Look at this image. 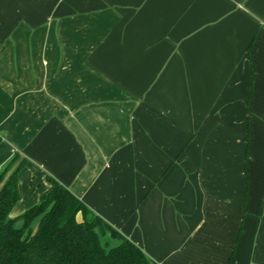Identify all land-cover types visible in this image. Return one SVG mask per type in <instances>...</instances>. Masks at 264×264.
Returning a JSON list of instances; mask_svg holds the SVG:
<instances>
[{"label": "crops", "instance_id": "obj_1", "mask_svg": "<svg viewBox=\"0 0 264 264\" xmlns=\"http://www.w3.org/2000/svg\"><path fill=\"white\" fill-rule=\"evenodd\" d=\"M0 139L12 218L50 177L156 264H264V0H0Z\"/></svg>", "mask_w": 264, "mask_h": 264}, {"label": "trees", "instance_id": "obj_2", "mask_svg": "<svg viewBox=\"0 0 264 264\" xmlns=\"http://www.w3.org/2000/svg\"><path fill=\"white\" fill-rule=\"evenodd\" d=\"M18 158L0 169V264H156L50 177L38 203L12 218L26 166ZM105 236L118 245L106 248Z\"/></svg>", "mask_w": 264, "mask_h": 264}, {"label": "rangeland", "instance_id": "obj_3", "mask_svg": "<svg viewBox=\"0 0 264 264\" xmlns=\"http://www.w3.org/2000/svg\"><path fill=\"white\" fill-rule=\"evenodd\" d=\"M18 160H20V158H18ZM18 160H17V162H18ZM17 162H16V163H17ZM35 228H36V227H35ZM101 242L106 246V248H112V247H115V246L118 245V242H117V241L112 240V239L109 238V237L105 238V240L102 239ZM105 243H107V245H106Z\"/></svg>", "mask_w": 264, "mask_h": 264}]
</instances>
